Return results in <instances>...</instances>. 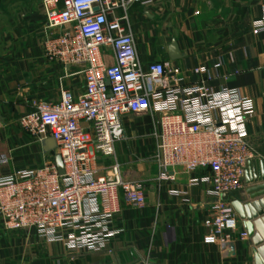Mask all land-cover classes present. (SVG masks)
<instances>
[{
    "label": "built area",
    "instance_id": "1",
    "mask_svg": "<svg viewBox=\"0 0 264 264\" xmlns=\"http://www.w3.org/2000/svg\"><path fill=\"white\" fill-rule=\"evenodd\" d=\"M153 2L43 1L51 33L46 57L66 71L79 69L74 75L84 76L85 90L79 97L64 90L58 103L34 102L33 110L19 118L20 129L36 143L55 142L65 175L48 162L0 178V226L5 231L36 230L43 240L71 251H105L118 233L113 225L122 207L147 204L143 185L125 181L117 160L123 117L131 114L153 118L154 162L162 175L172 179L179 167L209 172L199 182L211 185L213 202L204 222L210 239L225 247L239 232L230 198L244 188L245 171L254 158L246 140L253 102L237 89L209 87L216 78L206 68L194 71L204 79L186 84L182 73L168 64L144 66L129 10ZM255 26L264 30V20Z\"/></svg>",
    "mask_w": 264,
    "mask_h": 264
},
{
    "label": "crops",
    "instance_id": "2",
    "mask_svg": "<svg viewBox=\"0 0 264 264\" xmlns=\"http://www.w3.org/2000/svg\"><path fill=\"white\" fill-rule=\"evenodd\" d=\"M14 1L0 0V178L50 162L44 145L19 127V118L33 110V103H58L64 90L75 97L85 90L84 76L74 75L79 69L66 71L46 57L51 33L43 4ZM129 17L144 66L168 64L186 84L204 79L194 71L206 68L216 78L209 87L237 89L252 100L246 140L254 158L244 188L230 201L263 202L264 30L255 25L264 20V0H154L133 5ZM123 125L117 160L125 181L143 185L146 206L122 207L113 225L118 233L100 253L71 251L43 240L36 230L9 232L0 226V264H254V246L238 214L240 230L227 246L209 237L204 222L213 202L211 185L199 182L209 172L179 167L169 179L154 162L153 118L129 114Z\"/></svg>",
    "mask_w": 264,
    "mask_h": 264
},
{
    "label": "water",
    "instance_id": "3",
    "mask_svg": "<svg viewBox=\"0 0 264 264\" xmlns=\"http://www.w3.org/2000/svg\"><path fill=\"white\" fill-rule=\"evenodd\" d=\"M43 145L46 152H51L57 148L52 139L45 141ZM54 162L59 175L64 176L65 168L61 156L56 154ZM248 164L250 165V162ZM262 180H264V176ZM223 200L227 201L229 198L224 196ZM231 203L236 213L245 222L249 237L252 240L254 264H264V201L255 205H243L238 201Z\"/></svg>",
    "mask_w": 264,
    "mask_h": 264
},
{
    "label": "rangeland",
    "instance_id": "4",
    "mask_svg": "<svg viewBox=\"0 0 264 264\" xmlns=\"http://www.w3.org/2000/svg\"><path fill=\"white\" fill-rule=\"evenodd\" d=\"M17 1H19V0H16V1H14V2H12V4H18V2ZM37 1H39V3L40 4H43V1L44 0H35V2H37ZM20 4V3H19ZM39 144V143H38ZM58 149L56 148L55 150H53V151H51L50 152V163H53L54 162V156L58 153ZM48 163V162H47ZM40 167H42V166H40ZM40 167H36V168H40Z\"/></svg>",
    "mask_w": 264,
    "mask_h": 264
}]
</instances>
